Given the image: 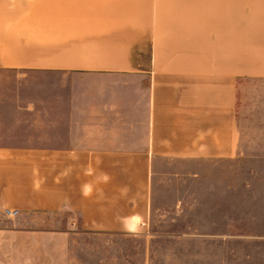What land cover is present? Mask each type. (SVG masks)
<instances>
[{"label":"crops","instance_id":"1","mask_svg":"<svg viewBox=\"0 0 264 264\" xmlns=\"http://www.w3.org/2000/svg\"><path fill=\"white\" fill-rule=\"evenodd\" d=\"M24 7L0 14V264H264V73L197 51L193 21Z\"/></svg>","mask_w":264,"mask_h":264},{"label":"rangeland","instance_id":"2","mask_svg":"<svg viewBox=\"0 0 264 264\" xmlns=\"http://www.w3.org/2000/svg\"><path fill=\"white\" fill-rule=\"evenodd\" d=\"M52 0H48L50 3ZM57 2L58 0H54ZM68 1V0H67ZM110 4L129 5L130 16L137 20L140 15L155 14L161 21L170 20H188L194 22L195 48L196 50L211 51L213 60L219 65L218 57L225 55V65L227 69H240L243 74L246 73H264V11L251 10L256 0H209L211 7H217L210 11L195 12H141L144 4L149 3H201V0H107ZM207 2V0H204ZM44 0H0V14L2 15V26H9L12 17L27 4L42 5ZM242 7L241 11H235ZM230 8H234L229 10ZM190 25V24H189ZM197 205V204H196ZM194 205V206H196ZM190 207V206H189ZM7 227L8 221L0 218V226ZM131 240V239H129ZM132 240L129 244L131 249L134 245L142 247L141 241ZM130 259H133L135 253L131 250ZM3 261L1 264H9L5 259L10 258V247L3 245ZM137 257L141 258L142 252ZM1 261V260H0Z\"/></svg>","mask_w":264,"mask_h":264},{"label":"clouds","instance_id":"3","mask_svg":"<svg viewBox=\"0 0 264 264\" xmlns=\"http://www.w3.org/2000/svg\"><path fill=\"white\" fill-rule=\"evenodd\" d=\"M121 224L126 232L137 234L142 227V218L138 215L124 217L121 219Z\"/></svg>","mask_w":264,"mask_h":264},{"label":"built area","instance_id":"4","mask_svg":"<svg viewBox=\"0 0 264 264\" xmlns=\"http://www.w3.org/2000/svg\"><path fill=\"white\" fill-rule=\"evenodd\" d=\"M17 212H18L17 209H5V214L8 215L9 217L15 216Z\"/></svg>","mask_w":264,"mask_h":264}]
</instances>
